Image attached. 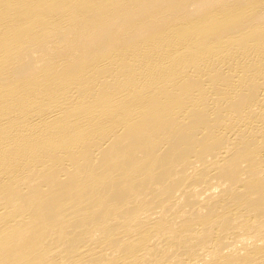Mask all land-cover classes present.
I'll list each match as a JSON object with an SVG mask.
<instances>
[{"label":"bare ground","instance_id":"obj_1","mask_svg":"<svg viewBox=\"0 0 264 264\" xmlns=\"http://www.w3.org/2000/svg\"><path fill=\"white\" fill-rule=\"evenodd\" d=\"M0 264H264V0H0Z\"/></svg>","mask_w":264,"mask_h":264}]
</instances>
